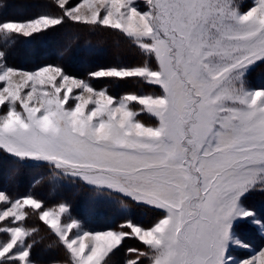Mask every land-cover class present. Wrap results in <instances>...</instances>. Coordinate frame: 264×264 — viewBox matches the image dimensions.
<instances>
[{"label":"snow or ice","instance_id":"1","mask_svg":"<svg viewBox=\"0 0 264 264\" xmlns=\"http://www.w3.org/2000/svg\"><path fill=\"white\" fill-rule=\"evenodd\" d=\"M59 15L0 20V41L55 31L66 22L115 30L141 53L133 66L99 67L76 78L58 65L10 66L0 50V156L45 169L115 200L158 210L148 227L126 219L93 231L67 202L46 207L0 190V264H36L38 216L70 264H109L127 239L125 264H264V86L248 77L264 65V0H54ZM93 79L155 91L110 93ZM78 90V91H75ZM148 120L152 122L149 123ZM68 219L62 222V217ZM251 255L237 257V250ZM109 258V259H106Z\"/></svg>","mask_w":264,"mask_h":264},{"label":"rangeland","instance_id":"2","mask_svg":"<svg viewBox=\"0 0 264 264\" xmlns=\"http://www.w3.org/2000/svg\"><path fill=\"white\" fill-rule=\"evenodd\" d=\"M73 2H79V0H73ZM240 2L243 4L244 8H246L248 4L251 3V0H240ZM0 20H8V19L3 18ZM116 34L119 33L116 31V33L113 35ZM118 37H121V39H119L118 42H113L114 46L110 45L109 48L105 47V49L98 56L100 60L105 59L108 61H105L104 63L101 62L95 63L94 61L90 60L91 57H85L86 60L82 59L80 61L74 59V64H73L74 69L79 70L82 67H84L86 70L92 69L91 71H94L99 67L116 66V65L133 66L141 63L143 57L140 53L136 54L133 48L134 46L131 47V45L133 44L122 34H119ZM30 42H31L30 38L27 39L17 38L10 41L7 45H5L3 41H0V50L6 51L7 63L10 66L27 71H33L45 65H54L51 63L35 64L31 60L30 56L28 57V59L23 57L25 55L24 52H22L21 47L22 45L26 47V45H29ZM113 47H115L116 52L111 54ZM84 48H87L90 51L99 50V47H96V44L93 43L87 44ZM123 48L132 51V54L129 55L126 59L111 61L112 58H114V56L117 55V53L122 54L121 50H123ZM50 50L51 52L53 51V49L51 48ZM32 54L33 52H31V56ZM22 59L25 60L26 62H24ZM137 60L139 61L137 62ZM66 72L73 77L82 78V79L85 78L87 73L85 72L84 74L83 72L81 73L79 72L80 74L78 73L72 74L68 72V70ZM91 82L98 89L108 87L110 93L113 95H120L125 92L144 93L148 91H155V89H149L135 82H129L128 84L122 85L120 87H113L111 84L95 79L94 81ZM248 86L251 88H259L261 86H264V65H260L256 67L255 70L249 75ZM148 122L151 123L152 121L148 120ZM18 165L20 164L18 163ZM18 165L11 164L10 167L8 165H5L4 168L1 169L0 190H5L13 198L25 196V195L33 196L34 198L42 201L46 207L58 206L60 203L67 202V204L71 206L70 208L71 216L73 218L81 220L86 229L98 231L107 228H118V226L121 223H123L126 219H132L135 223L148 227L151 226L159 218L158 210H154L150 207H138L130 201L127 203L129 211L127 212L121 211L119 204L115 200L110 201L107 199L96 198L94 197L90 189L87 188L86 190L85 189L82 190L81 188L83 186L82 184L72 183L66 179H54L51 177V178H47L46 182L44 183L45 179H40L42 177L41 174L36 173L33 175L32 172L31 174H29L28 178H26V174L24 172L16 171ZM38 179H40V182H37ZM75 189L79 190L78 193H80L79 194L80 196L75 195L77 194L75 192ZM68 193L74 195L75 197L74 200L69 199L70 195ZM251 202L257 208L264 207V195H260L259 193L254 194L251 197ZM37 218L38 216L30 212L27 219L22 223H24L25 227L29 229H37L36 227L33 226V223H35ZM67 219H68V214L66 213L62 217V222H65ZM237 231L242 239L247 240L249 243L252 244L253 251L259 249L262 245H264V241H262L261 238L255 232H253L247 224L241 223L238 226ZM36 234H37L36 232L33 234L34 238H36L37 236ZM6 239H7L6 235L0 234V242H4ZM123 247H125L126 253L121 258L117 259V261H119L118 264H125L126 260L130 258L127 249L143 248L140 242L135 239H127L123 243ZM53 253H54L53 255L51 253L50 256L51 258H48L46 260H44L45 258H41L42 260L40 258H36L38 254H36V252L34 251L31 252V257L36 262V264H70L69 255H67L68 260H66V262H63L62 260L63 257L61 258L62 255L61 250L55 249ZM234 255H236L237 257L247 256V255H251V252L237 249L234 252ZM53 257L55 258L53 259ZM145 264H148L147 260H145Z\"/></svg>","mask_w":264,"mask_h":264},{"label":"trees","instance_id":"3","mask_svg":"<svg viewBox=\"0 0 264 264\" xmlns=\"http://www.w3.org/2000/svg\"><path fill=\"white\" fill-rule=\"evenodd\" d=\"M42 14L59 15L60 10L56 6L54 0H0V19L5 18L8 20H28ZM112 33L115 34L116 31L92 30L86 25L68 21L55 31H49L47 33L35 35L33 38H30L31 42L29 45H26V47L22 45V47H20L22 48L21 50L25 55L23 57L28 59L30 56L31 60L35 64L51 63L62 67L66 71L68 70V72L72 74H80L81 72L85 74V72H87L85 76V78H87L89 73L88 71H91L92 69L86 70L84 67L79 70L74 69V59L80 61L82 59L86 60L85 57H91L90 60L94 61L95 63H104L105 61H108L105 59L100 60L98 56L105 49V47L109 48L110 45L114 46L113 42H118V40L121 39V37H118L119 34L113 35ZM90 43L96 44V47H99V50L90 51L87 48H84ZM133 46L134 45H131V47ZM50 48L53 49L52 52ZM133 48L136 54L140 53L135 46ZM31 52H33L32 56ZM115 52V47H113L111 54ZM121 53L122 54L117 53V55L114 56L111 61L126 59L132 54V51L123 48ZM23 61L26 62L25 60ZM138 61L139 60H137V62ZM92 81H94V79ZM11 164L18 165V163H16V161L13 159L7 156H0V172L5 165L10 167ZM16 171L24 172L26 174V178H28L31 172L33 175L36 173L41 174L42 177L40 179H45L44 183L46 182L47 178H51V176H47L49 174L45 169L33 165L20 164L17 166ZM40 179H38L37 182H40ZM81 188L82 190L87 189V187L84 185ZM75 192L77 193L75 194L76 196H80L78 189H75ZM68 194L70 195L69 199L74 200V195H71L70 193ZM33 226L38 229L36 232L37 236L34 238L36 243L32 249V252L34 251L36 254H38L36 258H45L44 260H46L51 258V253L53 255V251H55V249H59L62 253L61 258L63 257V262H66V260H68V254L59 244L58 238L50 230V228L40 221L39 218L36 219L35 223H33ZM125 253L126 250L122 244L119 251H117L115 255L110 254L109 264H118L119 261H117V259L121 258ZM54 258L55 257H53V259ZM106 259L109 258L106 257Z\"/></svg>","mask_w":264,"mask_h":264}]
</instances>
